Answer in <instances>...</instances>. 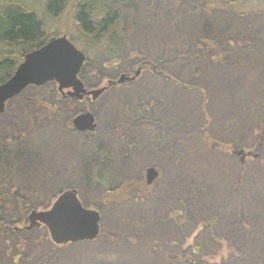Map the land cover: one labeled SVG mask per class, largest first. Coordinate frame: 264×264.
Segmentation results:
<instances>
[{"label":"rangeland","instance_id":"1","mask_svg":"<svg viewBox=\"0 0 264 264\" xmlns=\"http://www.w3.org/2000/svg\"><path fill=\"white\" fill-rule=\"evenodd\" d=\"M32 1L31 5L40 14L47 32L67 34L82 49L83 42L79 39L74 19L77 0H67L64 9L56 16L47 11L46 0ZM132 3L134 8L118 6L116 0L110 2L126 18L117 29L118 34L123 32L119 39L120 44L124 45L123 49L128 44V50L135 49L143 55H148L151 51L153 55H162L164 50L160 47L173 36L191 37L194 42L202 38L212 41L215 49L201 48L195 59L189 58L190 55L178 59L180 54L176 53L177 48L171 49L164 59L177 79L199 85L205 90L208 96L205 112L200 109L204 99L201 90L180 87L149 71H144L134 82L127 81L104 92L94 102L89 100L78 103L70 96L62 97L53 84L26 89L5 109V116L0 122L3 123L2 130L0 129V146L2 131L7 130L4 124L10 123L14 118L21 126L19 130H23L27 137L23 144L25 154L30 155L32 163L28 166L27 162H21V171L25 170V173H21L19 179L24 184L39 183L40 197L34 198L36 203L49 200L48 203L51 204L55 194L71 184L83 189L85 202L96 199L97 192L88 189L83 178L95 161L97 143L105 145L107 150L114 153L116 179L123 172L125 178L134 179L137 172L140 174L150 167L157 169L160 175L148 189L147 195L132 193L127 201L109 205L101 211V232L97 239L64 245L60 253L52 251L48 241L41 240L47 237L45 229L34 227L29 230L39 233L42 238L30 241L19 258L12 254L11 263L8 258L13 252L9 246L11 240L7 232H0V264H160V254L152 249L157 247H152L151 244L174 237L173 233L178 234V231L181 245L173 252L174 260L182 256V248L194 238L204 237L211 241L215 237L217 241L210 255L218 254L212 256L217 264H221L220 258L227 252V242L242 246L243 253L246 252L245 256L251 260H233L231 264H264V175H260L259 170L255 171L259 176L253 180L248 192L250 195L247 193L243 196L245 192L237 191L233 182V179L239 177V173L236 171L233 174V170L240 155H227L212 148L199 151L197 154L210 160L208 168L211 171L208 172L206 168H196L195 163H192L196 154L193 153L194 159H185L183 149L179 148V138H173L181 134V131L183 138L187 135L184 132L188 128L189 140L199 139V129L207 124L206 132L214 138L212 140L225 144L239 141V150L261 153V150L254 148V144L260 127L258 115L264 110V0L242 3L238 11L235 10L237 14H233V9L226 7L222 0H132ZM171 7L177 9L173 15ZM239 39L246 43L237 47ZM215 44L219 51L217 62L212 61V57H216ZM154 47H158L157 50H153ZM119 75L105 73L91 88L101 87L107 80H116ZM91 81L96 79L91 78ZM124 84L126 86L121 87ZM39 95L43 96L45 103L58 107V113H52L49 118L47 116L39 131L30 132L32 119L31 116H22L24 112L21 105ZM140 99L143 103L147 99L148 104L152 103L147 118L152 120L156 133L139 135L128 156L129 150L120 144L117 146L116 141L112 140L109 118L114 121L116 109L124 106L122 102L137 103ZM92 104L99 109L102 106L106 108L109 104L113 107L108 117L101 112L99 128L93 136L70 131L67 124L73 116L82 110L90 111ZM64 105L69 107L68 111ZM32 127H38V124H32ZM160 127H165L162 129L166 132L165 138L163 136L160 143L154 144L155 139L160 136V129H157ZM127 130L126 128V135L134 136L128 134ZM90 138L94 141L88 140ZM119 159L126 162L125 171L117 165ZM253 163L254 161L250 165ZM187 165L191 166V170ZM188 175L196 183L195 194L188 189L193 188L191 183H187ZM27 191L29 193L26 194L33 198V190L28 188ZM234 192L236 196L231 197ZM47 204L34 208L41 210ZM183 205L186 206V212ZM34 208H29V211ZM174 209H180V218L187 219L181 228L176 219L168 220V215ZM29 211L26 213V220L12 213L13 221L2 224L8 228L27 226ZM209 220L212 221L210 228L204 227L210 223ZM243 220L250 225L248 231L242 227ZM39 240L41 241L38 242ZM131 240H136L137 243L131 244ZM219 246L223 247L221 255L216 253Z\"/></svg>","mask_w":264,"mask_h":264},{"label":"trees","instance_id":"2","mask_svg":"<svg viewBox=\"0 0 264 264\" xmlns=\"http://www.w3.org/2000/svg\"><path fill=\"white\" fill-rule=\"evenodd\" d=\"M116 1L118 6H125L127 8L133 7L132 0ZM249 1L256 2V0H222L223 4H225L226 7L231 10L233 9V14H237L235 10L238 11V7L242 6V3ZM66 2L67 0H46V9L48 12L56 16L61 10L64 9ZM110 2L111 0H77L74 11V19L78 27L79 39H81L83 42L81 50L86 55V62L80 72V78L82 79V81L87 86L93 87L98 81L101 80V77L105 73L119 75L122 72H131L137 66H142L144 71H149L152 74L154 73L155 75H159L163 79H169L175 85H179L180 87L189 88L192 90H194L195 88L199 91L201 90L200 92L203 94L204 99L200 109L201 111L205 112L206 103L208 102V96L206 95L205 90L199 85H192L185 82L184 80L177 79L175 75L170 71L169 66L167 63H165L164 59L168 54H170L171 49L173 48H177L176 53L180 54L178 59L182 58L185 55H190L188 56L189 58L195 59L197 58V51H199V49H215L213 48V44L211 43L212 41L202 38L194 42V39H192L191 37H183L179 35L177 38H175V36H171V40L169 42L167 41L166 43H164V46L160 47V49L163 48L162 50H164L162 55L160 53H156V55H153L152 51L148 55H143L138 50H128V48H126L128 44H126L125 48L123 49L122 46L124 45L122 43L121 45L119 41V39L123 36V32L118 34L117 29L121 26V23L126 18L121 15L116 6H114V4L111 5ZM31 4H33L32 0H0V84L4 83L13 75L16 68L28 52L43 46L51 36L56 35L55 33H49L46 31L44 24L40 19V14ZM175 11H177V9L174 7L172 9L171 7V15L175 14ZM172 19L174 18L172 17ZM70 39L75 45L77 44L74 38L71 37ZM241 40L239 39L237 41V47L238 45L243 46V43H246L241 42ZM157 48L158 47H154L153 50H157ZM216 50V57H212V61L214 62H217V56H219V51ZM91 78H95L96 81H91ZM125 86L126 85L124 84L121 87ZM117 87L118 86L112 88ZM110 89H108L107 92ZM29 100V103L27 101L22 102L21 110L22 112H24V115L22 116H25L24 118L31 116L30 118L32 119V124H38V127H32L31 124V127L29 128L30 132L39 131L43 127L44 122H46V117L48 115H51V113L49 112L51 111L52 105L45 103L43 101V96L40 97V95L39 97H31ZM148 102L149 99H147L145 103H143L141 99L137 103L130 102L128 104H125V102H122L124 106L116 109L117 112L115 113L116 115L114 121H111V119L109 118L111 122L110 131L112 133V140L116 141L117 146L120 144V146L126 147L127 151L129 150L128 152L126 151L128 153V156L130 148L135 143V140L138 139L139 135L141 136L142 133H156V129H153V126L155 125L153 124L152 120L147 118L149 111H151L150 106L152 104H148ZM93 105L94 104L90 105L92 106L90 107V110L94 112L98 120H100L101 118V112L103 113L102 115L108 117L107 115L109 114V111H112L113 107L112 104H109L108 106H106V108L105 106H102L99 109L96 108V105ZM64 107L68 111L67 106L64 105ZM61 109L63 110L62 107ZM258 116L259 118L257 120H259L260 127L258 128L259 132L256 135L257 139L254 144V148L258 149L259 151L261 150V153H259V156L255 159H253L252 157H247L243 164L238 161V163H236V167L234 164H231L234 165L233 174H235V172L237 171V174L239 173L238 178H240L233 179L234 186L236 185L237 191L245 192L243 196L247 195L249 189L254 183L253 180H256V176H259V173H256L255 171L259 170L260 175H264V110L263 112L261 110ZM0 122H2L1 116ZM2 124L3 123H0L1 130L3 127ZM18 125L19 128H21L19 122L16 121L12 126H15L17 129H19ZM126 128L132 132L130 133L127 130L128 134H132L134 136L126 135ZM206 128L207 124L203 126V129L202 127L199 129V134L197 135L199 139H193L190 141L188 136L190 129L188 128L184 132L187 133V135L184 136L185 138L181 137V134L183 133L182 131L181 134H177L173 138H179V148L181 147L183 149L185 159H194L195 156H193V153L196 154L197 157L195 161L192 162L195 163V167L197 168L200 166L202 169L206 168V170L210 172L211 170L210 168H208L210 160L205 156H200L199 154H197L199 151L212 148L215 151H219L223 154L232 155L230 153V150L234 146L239 147L240 144L239 141L229 142L228 144H225L222 143V141L219 142L216 140H212L214 138L209 135V132H206ZM157 129H160L158 130V134L160 136L155 139L154 144L160 143V140L163 138V136L165 138L166 135V132L162 131V129H165V127H163L162 129L160 127ZM91 136H93V133ZM25 139H27V137H25ZM88 140L94 141L93 138H90ZM150 140L151 138L148 139V142H150ZM197 147L198 150L195 151ZM3 150L4 147L2 149V146H0L1 224L3 222L7 223L8 221L12 222V213H14L15 216L22 217L23 220H26V213L29 211V208H34L44 203L47 204L49 201H41V203L39 204L34 200V198L37 199L38 197H40L38 193L39 183L37 184L35 182H27V184H24L21 182L22 180L20 181L19 178H11L7 176L9 170H14L13 167L15 165L8 166L9 169H6L7 172L5 173L4 167H2V161L9 160L10 155L5 158V151L3 153ZM253 152L255 151L253 150ZM114 157V153L107 150L105 145H98L97 143L95 148V161L94 163H92V168L89 170L86 177L83 178V181L88 189L92 190L95 193L97 192L98 197H95L96 199L91 200L87 203L83 199V189L76 188L84 206L89 208H96L101 212L109 205L127 201V198L132 193L147 195V191L151 188V186H148L145 183V170L141 171L140 174L139 172H137V177L134 179L125 178L123 176L125 172L121 174V177L119 179H116V170H114L116 168V164L115 159L113 160ZM123 160L124 159H119V163H117V165L121 167V170L125 171L127 165L126 162H122ZM253 161L254 163H256L255 166L254 163L253 165H250V163ZM130 162L131 161L129 160L128 163L130 164ZM190 165H187V167L191 170ZM217 172L218 171H216L215 173L217 174ZM3 173H5V175H3ZM186 178L187 183H191L190 185H192L193 187L188 188L189 191L192 194H195L194 192L196 191L194 186H196V183L193 181L192 176L188 175L186 176ZM28 188L30 190H33V198H31L29 194H26L29 193V191H27ZM66 188L75 187L74 184H71ZM64 189H60L56 194L60 193ZM34 190H36L37 192H34ZM231 195V197L236 196L235 192ZM248 195H250V193H248ZM30 202L33 204H30ZM183 207L184 212H186V206L183 205ZM181 216V210L174 209L168 215V220L176 219L178 221V226L181 228L187 221V219L185 218H180ZM209 221L210 223L204 225V227L210 228V224L212 223V221ZM3 225L2 227H0V232H7V235L11 240V244L9 246L11 247L13 252L8 257L11 263L13 255L15 254L19 258L20 255L24 253L30 241L34 240V238H42L39 233L33 232L32 230L15 231L11 228L4 229ZM242 227L246 231L250 229V225L248 224V222H246V220H243ZM179 235L180 233L178 231V234L173 233L174 237L171 236L164 241L161 240L158 242H153L151 244L152 247H157L152 249H156L157 254H160V264H176V262H179L180 264L218 263L214 262L215 259L212 257L217 256L218 254L212 256L210 255V251L214 249L213 247L217 241L215 237H213L211 241L209 240V238L204 237L194 238L192 242L187 245L185 244L186 246L182 248L184 249V251L181 253L182 256H178L177 260H174L175 258L172 257L173 252L177 248V246L181 245V242L178 241ZM43 239L48 241L51 245L52 251H55L57 253H60L61 248L64 246L52 243L48 236L42 238L41 240ZM244 239L242 240L244 241ZM41 240H39L38 242H40ZM186 240L187 239H185V243ZM130 242L131 244L137 243L136 240H131ZM172 247L175 248L173 249ZM226 248V254H222L223 256H221L220 261L218 260L221 264H231L233 260L251 261L245 256L246 252L243 253L242 246L232 242H227ZM245 248H248V245H245ZM168 249L172 252L168 251ZM222 250L223 247L219 246V249H217L216 253L218 252L221 255ZM14 263H16L15 259Z\"/></svg>","mask_w":264,"mask_h":264},{"label":"water","instance_id":"3","mask_svg":"<svg viewBox=\"0 0 264 264\" xmlns=\"http://www.w3.org/2000/svg\"><path fill=\"white\" fill-rule=\"evenodd\" d=\"M86 60L85 54L77 49L66 35L53 36L43 46L28 52L18 65L14 74L0 85V113L6 101L21 93L27 86H41L49 81L58 84V90L68 89V94L78 100L85 95L96 100L110 85L133 81L140 75L138 67L133 75L122 73L116 81L109 80L106 85L90 89L84 87L78 74ZM78 131H94L97 124L91 112L78 114L73 119ZM241 160L254 156L252 152L234 149ZM158 176L153 168L146 169V183L151 184ZM29 224L24 229L43 224L55 244L75 243L94 240L100 230V213L86 208L78 198L77 190L69 189L57 196L48 209L32 210L28 215Z\"/></svg>","mask_w":264,"mask_h":264},{"label":"flooded vegetation","instance_id":"4","mask_svg":"<svg viewBox=\"0 0 264 264\" xmlns=\"http://www.w3.org/2000/svg\"><path fill=\"white\" fill-rule=\"evenodd\" d=\"M17 97L12 98L11 100H9L6 103V106L4 107V110L2 111V113H0V116L3 120V117L5 116L4 112L5 109L7 108V106L9 105V103L14 100ZM85 101H89V97L86 96L82 99V101H76V102H85ZM58 107L52 106L51 107V111L49 113H55ZM51 115H48V118ZM74 117V116H73ZM73 119V118H72ZM14 122H16L13 118V120L8 123V124H4L5 129H7L6 131H2V149L4 147L3 153L5 151V158H7L10 155V159L9 160H3L2 161V167H4L5 173L7 172L6 169H9L8 166H13L15 165L13 168L14 170L11 171L9 170V173H7L8 177L11 178H21V173H25V170H22V166H21V162H27L28 166H30L31 163V157L30 155L25 154V145L23 144L24 140H26L24 137V133L23 130H19L17 129L15 126H12L14 124ZM21 127V126H20ZM68 129H70V131H74L73 128V122L71 120V122H69V124H67ZM19 128V125H18ZM11 129V130H10ZM78 132V131H77ZM83 134H85L86 132H81ZM24 138V139H23ZM27 161H26V160ZM33 159V158H32ZM5 173H3V175H5Z\"/></svg>","mask_w":264,"mask_h":264}]
</instances>
